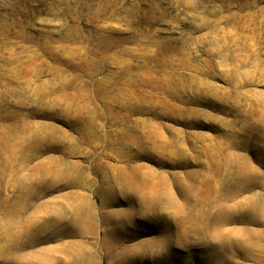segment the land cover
<instances>
[{"label": "rangeland", "instance_id": "rangeland-1", "mask_svg": "<svg viewBox=\"0 0 264 264\" xmlns=\"http://www.w3.org/2000/svg\"><path fill=\"white\" fill-rule=\"evenodd\" d=\"M0 264H264V0H0Z\"/></svg>", "mask_w": 264, "mask_h": 264}, {"label": "bare ground", "instance_id": "bare-ground-1", "mask_svg": "<svg viewBox=\"0 0 264 264\" xmlns=\"http://www.w3.org/2000/svg\"><path fill=\"white\" fill-rule=\"evenodd\" d=\"M68 196L71 198V202L68 203V211L71 213L72 227L74 231H79V233H81V227H84V224H92L89 222L91 220L88 217L94 214V207L90 202H76L77 196L74 193H69Z\"/></svg>", "mask_w": 264, "mask_h": 264}]
</instances>
